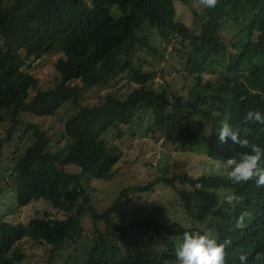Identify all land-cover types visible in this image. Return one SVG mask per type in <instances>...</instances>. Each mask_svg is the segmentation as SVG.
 Returning a JSON list of instances; mask_svg holds the SVG:
<instances>
[{"label":"trees","instance_id":"obj_1","mask_svg":"<svg viewBox=\"0 0 264 264\" xmlns=\"http://www.w3.org/2000/svg\"><path fill=\"white\" fill-rule=\"evenodd\" d=\"M189 1L0 0V122L9 121L0 140V202L11 187L10 209L44 200L65 214L61 219L46 213L29 224L0 216V264L22 262L24 251L15 246L27 237L51 246L48 264L66 241L77 244L83 238L90 239L86 257L70 254L64 264H174L175 243L183 231L200 227L232 241L226 264H239L241 254L248 256L247 264H256L254 254L264 252V186L257 187L254 179L233 185L219 171L197 176L167 172L124 187L102 211L88 192L92 179L105 183L118 173L123 151L105 135L116 130L120 136L141 111L151 112L149 134L172 144H202L213 161L244 150L230 139L219 141L225 123L264 146V124L244 120L249 109L264 113V0L202 5L200 12H192L198 20L194 26L178 15L179 3ZM146 23L183 60L182 89L158 88L157 70L134 64L140 46L159 55L149 35L141 32ZM228 23L234 24L232 37L222 31ZM52 53L60 54L54 64L57 79L42 88L30 70L34 60ZM119 72L130 74L133 90L127 98L108 92L88 100V91L108 86ZM66 104L74 112L56 135L21 118L23 113L53 118ZM18 130L20 139L31 131L32 140L23 148L15 144L3 170L4 154ZM54 137L60 141L57 148ZM68 164L80 168L72 178L65 170ZM157 185L175 191V203L192 226L162 214L125 220L129 196L152 193ZM226 190L239 194L235 208L221 202ZM85 210L94 228L90 234L82 225ZM242 212L245 227L237 229L234 220Z\"/></svg>","mask_w":264,"mask_h":264},{"label":"rangeland","instance_id":"obj_2","mask_svg":"<svg viewBox=\"0 0 264 264\" xmlns=\"http://www.w3.org/2000/svg\"><path fill=\"white\" fill-rule=\"evenodd\" d=\"M193 10L198 12L202 10L201 0H190L188 5L180 3L178 5L179 17L184 22H189L194 26L198 20L192 16ZM233 28L234 24L228 23L222 31L232 37L230 32ZM141 32L149 35L148 40L156 47L159 55L152 54L140 46L137 48L133 58L134 64L136 66L142 65L147 71L157 70L154 84L158 88L162 84L168 90L180 88L182 84L180 71L184 65L183 60L173 50L172 44H168V41L164 39L157 28L151 27L147 23L143 25ZM172 37L173 35L170 36V38ZM167 44L168 46L165 48ZM59 56L60 54L58 53H52L40 60H34V66L30 72L40 78L42 88L54 85L57 79L54 64ZM117 74L116 78L111 80L108 86H99L88 91V100L95 101L97 96L108 92H117L120 97L127 98L133 90V86L129 85L130 74L128 72H119ZM73 112L74 108L72 109L71 105L66 104L59 110L58 115L53 118L39 119L27 113H23L21 118H25L32 123L36 122L43 129L56 135L63 129L65 122L72 117ZM151 120V112L141 111L135 122L128 126H123L120 136L116 130H111L105 135L106 139L115 142L119 146L123 154L116 165L118 173L111 180L104 183L100 179H92L88 192H90L91 201L98 211H102L109 206L124 187L153 180L160 175H165L167 172L169 175L173 174V172H190L197 176L207 171L219 170L222 162L211 160L202 144H172L163 137L157 139L152 134H149L147 131ZM8 126L9 121L0 122V140L5 138ZM20 135H22V131L18 130L15 134L16 140L9 145L8 151L4 154V160L1 164L3 170H6L10 165V161L7 160L12 157L11 152L15 144L18 142L20 147L23 148L25 144L32 140L31 131L27 132L22 139L19 138ZM59 143L58 137H54L53 147L57 148ZM65 170L70 175L69 177L72 178L77 174L78 170L80 171V168L68 164L65 166ZM15 186L14 184V193L16 192ZM11 196L12 189L10 187L0 202V216L11 222L29 224L32 219L43 217L46 213H50L52 218H65L63 211L54 208L52 204L44 200L34 201L22 208L10 209L6 206V202ZM176 196L173 189L162 185H157L152 193H132L124 205L125 209L122 215L125 220L132 221L145 219L155 214H162L163 216L177 219L186 226H192L188 218L184 221L182 208L175 203ZM13 203H15L14 200ZM81 216L84 231L90 234L94 230L93 226H91L90 211L85 210ZM100 226L103 225L101 224ZM89 241L90 239L88 238H83L77 244L66 241L54 252L55 257L51 264H64L70 254L83 259L86 257ZM16 248L22 249L25 254L23 261L18 264H48L52 249L51 246L39 244L28 237L19 242L15 246Z\"/></svg>","mask_w":264,"mask_h":264},{"label":"clouds","instance_id":"obj_3","mask_svg":"<svg viewBox=\"0 0 264 264\" xmlns=\"http://www.w3.org/2000/svg\"><path fill=\"white\" fill-rule=\"evenodd\" d=\"M203 6L212 8L216 0H201ZM245 121L264 124V113L259 110L249 109L244 115ZM211 131L206 133L210 134ZM218 139L224 143L230 139L239 144L243 151L224 158L219 168V173L233 185L254 179L257 187L264 186V146L252 143L240 135L238 128L227 123L223 124L218 131ZM221 202L232 208L240 202V196L235 191H223ZM246 213H241L234 220V227H245ZM232 244L230 239H219L216 235L204 228H192L183 231L174 247V264H226V248ZM253 259L256 264H264V252L257 251ZM248 256H238L239 264H247Z\"/></svg>","mask_w":264,"mask_h":264}]
</instances>
